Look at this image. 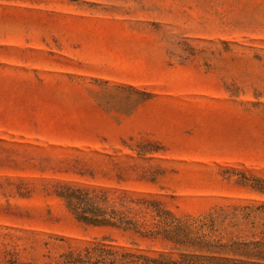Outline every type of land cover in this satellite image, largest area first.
I'll return each mask as SVG.
<instances>
[{
    "label": "rangeland",
    "instance_id": "obj_1",
    "mask_svg": "<svg viewBox=\"0 0 264 264\" xmlns=\"http://www.w3.org/2000/svg\"><path fill=\"white\" fill-rule=\"evenodd\" d=\"M257 183L264 0H0V264H54L103 235L171 249L79 222L61 184L182 220L235 214L226 235L254 241Z\"/></svg>",
    "mask_w": 264,
    "mask_h": 264
},
{
    "label": "trees",
    "instance_id": "obj_2",
    "mask_svg": "<svg viewBox=\"0 0 264 264\" xmlns=\"http://www.w3.org/2000/svg\"><path fill=\"white\" fill-rule=\"evenodd\" d=\"M59 188L57 194L79 222L145 239L165 238L172 247L150 253L103 235L79 250L68 249L54 264H264L263 239L241 241L231 233L226 235L228 227L239 225L235 214L182 220L164 210L158 201L130 199L104 189L69 184ZM254 188L264 194V183H257Z\"/></svg>",
    "mask_w": 264,
    "mask_h": 264
}]
</instances>
